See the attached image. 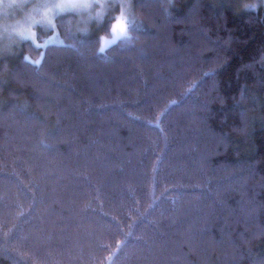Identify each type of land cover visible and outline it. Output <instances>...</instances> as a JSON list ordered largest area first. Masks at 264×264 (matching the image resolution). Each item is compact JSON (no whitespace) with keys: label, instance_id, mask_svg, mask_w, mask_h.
<instances>
[{"label":"trees","instance_id":"16d2710c","mask_svg":"<svg viewBox=\"0 0 264 264\" xmlns=\"http://www.w3.org/2000/svg\"><path fill=\"white\" fill-rule=\"evenodd\" d=\"M132 4L0 54V264H264V5Z\"/></svg>","mask_w":264,"mask_h":264},{"label":"snow or ice","instance_id":"6c2138e0","mask_svg":"<svg viewBox=\"0 0 264 264\" xmlns=\"http://www.w3.org/2000/svg\"><path fill=\"white\" fill-rule=\"evenodd\" d=\"M264 5V0H260ZM29 9L24 20L9 30L7 25H0V42L9 44H27L40 52L39 60L24 57L25 61L39 67L44 60V53L53 43L62 47L76 48V44H65L60 40L59 29L65 30V39L75 40L78 36L87 37L96 33L94 43L99 44L98 53H105L115 41H108L100 36L109 32L116 38L131 43L136 37L138 21L132 12L130 0H0V13L7 18L8 10ZM257 5H247L246 9L256 10ZM47 36L39 42L38 34ZM81 45L85 40L79 41Z\"/></svg>","mask_w":264,"mask_h":264},{"label":"rangeland","instance_id":"374dc122","mask_svg":"<svg viewBox=\"0 0 264 264\" xmlns=\"http://www.w3.org/2000/svg\"><path fill=\"white\" fill-rule=\"evenodd\" d=\"M133 0H130V3L132 5V12H133ZM221 1H227L233 5H241L242 7L246 8L247 5H257V8L261 5L260 0H221ZM256 8V9H257ZM29 9H17L15 12L8 14L7 18L5 19L4 15L0 13V25H7V26H16L18 22H22L24 20V17ZM11 12V10H8V13ZM134 14V13H133ZM11 30V29H10ZM95 32V31H93ZM92 32V33H93ZM103 39L108 41H118L120 38H116L113 35H102ZM39 42H43L44 39H47V36L44 35L42 32L38 34ZM60 40L66 42L65 39L60 35ZM113 44V43H111ZM110 44V45H111ZM16 44H9L8 41L0 42V54L9 53L12 51V48ZM109 45V46H110Z\"/></svg>","mask_w":264,"mask_h":264},{"label":"clouds","instance_id":"9594fccd","mask_svg":"<svg viewBox=\"0 0 264 264\" xmlns=\"http://www.w3.org/2000/svg\"><path fill=\"white\" fill-rule=\"evenodd\" d=\"M17 9H18V8L9 9V10H11V12H9L8 14H11V13L15 12V10H17ZM12 27H14V26H8L9 30H10Z\"/></svg>","mask_w":264,"mask_h":264}]
</instances>
